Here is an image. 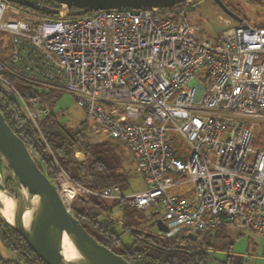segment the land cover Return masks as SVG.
<instances>
[{"label":"built area","instance_id":"built-area-1","mask_svg":"<svg viewBox=\"0 0 264 264\" xmlns=\"http://www.w3.org/2000/svg\"><path fill=\"white\" fill-rule=\"evenodd\" d=\"M162 12L68 17L61 7L54 17L30 19L0 0V91L15 96L34 124L50 106L27 101L10 78L66 91L84 109L90 143L112 138L130 150L144 190L123 196L114 184L97 191L59 167L55 184L68 208L96 195L152 207L168 236L219 226L264 236V26L218 15L225 28L210 38ZM73 156L86 164L82 151Z\"/></svg>","mask_w":264,"mask_h":264},{"label":"trees","instance_id":"trees-1","mask_svg":"<svg viewBox=\"0 0 264 264\" xmlns=\"http://www.w3.org/2000/svg\"><path fill=\"white\" fill-rule=\"evenodd\" d=\"M44 3L48 7H57L48 1ZM180 5L163 9L162 15L174 20L186 19V15L191 13L193 8H183ZM76 10L78 9L72 8L67 16L74 17L72 13ZM40 13L52 15L44 11ZM88 13L80 11L79 16ZM257 26L263 27L264 23ZM10 80L14 83L20 82L19 91L27 101L34 98L51 108L48 114L37 119L34 124L24 113L15 96L0 91V111L4 120L11 129H17L16 134L31 149L34 161L52 183L56 182L60 173L59 167L68 173L73 167L76 168L78 175L71 177L97 191L110 185L116 184L120 187L127 183L129 174L123 167V160L117 158L121 155L114 158L113 149L106 144L100 141L89 142L88 118L80 121L75 127H68L59 119L53 111L57 90L34 88L13 77ZM32 88L37 91L36 95L32 94ZM254 141L256 142V139ZM76 149L84 153L86 164L74 159L73 151ZM5 168L11 173L10 167L0 158V170L4 172ZM84 171L89 175V179L85 181L82 180ZM4 185L10 192L13 190L11 175H5ZM114 207L118 209L116 214L113 212ZM133 210L138 209L127 205L122 199H107L96 195L77 197L69 206L70 213L89 234L99 243L120 254L130 264H209L210 250H229L232 246L231 238L223 226L194 233L192 237L185 233L168 236L163 232H146L140 222L132 220ZM150 224L155 225L154 221ZM0 248L14 253L13 256L4 257L0 251V264H46L23 237L1 218ZM229 257L228 254L223 264H228Z\"/></svg>","mask_w":264,"mask_h":264},{"label":"water","instance_id":"water-1","mask_svg":"<svg viewBox=\"0 0 264 264\" xmlns=\"http://www.w3.org/2000/svg\"><path fill=\"white\" fill-rule=\"evenodd\" d=\"M17 5L56 15L59 8L78 16L80 11L92 12L100 9H166L186 0H5ZM57 7H48L44 2ZM217 6L229 17L239 22L236 16L221 0ZM17 129H11L0 111V158L10 167L13 190L10 192L0 178V192L11 199L12 220L4 217L0 208V218L20 234L31 249L46 264H72L68 258V248L86 252L89 262L78 264H130L99 243L69 211L61 199L57 186L38 167L30 148ZM157 211L153 212L156 216ZM154 223L160 232H166L164 223L156 218ZM188 237H192L189 233Z\"/></svg>","mask_w":264,"mask_h":264},{"label":"rangeland","instance_id":"rangeland-1","mask_svg":"<svg viewBox=\"0 0 264 264\" xmlns=\"http://www.w3.org/2000/svg\"><path fill=\"white\" fill-rule=\"evenodd\" d=\"M225 6H227L236 16L242 20L248 21L253 25L264 23V0H221ZM14 4V3H12ZM17 5V4H15ZM18 6V5H17ZM181 7H192L193 11L186 15V19L195 25L200 26L203 31L210 37L216 38L217 33L224 29L225 26L219 22L218 15L223 17H229L225 14L215 3V0H191L187 3L180 5ZM21 11L28 13L30 19H41L44 16L54 17L55 15L41 14L38 11L30 10L27 7L18 6ZM232 24L238 23L236 20L230 18ZM14 83V82H13ZM14 85L20 90V82H15ZM201 88L198 87L195 92V98L199 97ZM53 111L57 113L59 119L64 122L68 127H75L80 121L87 118L84 109L79 107L74 97L66 91H57L54 97ZM174 145L181 146L175 136ZM100 143L106 144L107 147L113 149L112 157L121 155L120 160L123 167L128 172V181L120 186L121 195L127 196L136 192L144 190V180L141 173L136 168L130 150L126 144L120 140L112 138H102ZM252 148L257 147L255 141L251 144ZM31 150V149H30ZM32 152V151H31ZM74 152V151H73ZM5 162V161H4ZM71 176H77L78 171L76 168H72L69 171ZM5 175L10 176L7 168L3 172L0 170V178L4 182ZM184 187H178L177 190L184 192ZM132 220L134 222H140L143 229L150 233H161L156 225L150 224L155 220V216L152 215L154 209L152 207H146L140 210H133ZM114 214L118 212V209L114 207ZM230 238L232 246L229 250H214L209 251L210 258H222L228 254V264H264V236L249 230V229H235L230 232ZM1 254L4 257L13 256L14 253L10 250L0 248ZM212 264V262H209Z\"/></svg>","mask_w":264,"mask_h":264},{"label":"bare ground","instance_id":"bare-ground-1","mask_svg":"<svg viewBox=\"0 0 264 264\" xmlns=\"http://www.w3.org/2000/svg\"><path fill=\"white\" fill-rule=\"evenodd\" d=\"M11 206H12L11 199L8 196H6L3 192H0V208L4 217L8 220H12ZM67 254L69 261L72 264L89 262V257L87 256L86 252H83L82 250L69 247Z\"/></svg>","mask_w":264,"mask_h":264},{"label":"crops","instance_id":"crops-1","mask_svg":"<svg viewBox=\"0 0 264 264\" xmlns=\"http://www.w3.org/2000/svg\"><path fill=\"white\" fill-rule=\"evenodd\" d=\"M225 231H226V234H228L230 236V232L231 231H235V229H231V228H226L225 227ZM226 257L223 256L222 258H219V259H216L215 257L214 258H209V262H212V264H223L225 262V260H226Z\"/></svg>","mask_w":264,"mask_h":264},{"label":"flooded vegetation","instance_id":"flooded-vegetation-1","mask_svg":"<svg viewBox=\"0 0 264 264\" xmlns=\"http://www.w3.org/2000/svg\"><path fill=\"white\" fill-rule=\"evenodd\" d=\"M43 4H45V3H43ZM46 5V4H45ZM38 12H40V11H38Z\"/></svg>","mask_w":264,"mask_h":264}]
</instances>
